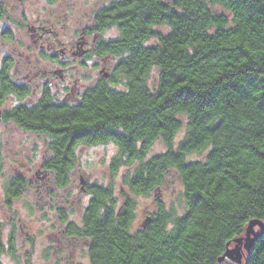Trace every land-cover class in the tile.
Listing matches in <instances>:
<instances>
[{
  "label": "trees",
  "instance_id": "obj_1",
  "mask_svg": "<svg viewBox=\"0 0 264 264\" xmlns=\"http://www.w3.org/2000/svg\"><path fill=\"white\" fill-rule=\"evenodd\" d=\"M92 15V31L117 30L80 58L101 59L96 78L70 99L44 84L26 102L29 86L13 78L12 59L3 57L1 120L47 135L42 166L57 186L69 181L80 143L114 142L111 169H131L124 181L134 194L159 189L169 171L179 176L185 211L174 216L158 199L136 229L125 190L119 202L111 185L81 180L88 201L65 232L86 240L90 264H228L230 241L264 220V0H110ZM6 96L19 100L4 109ZM156 139L165 148L147 157ZM196 152L203 155L192 158ZM24 186L12 176L4 203ZM2 225L0 216V260L15 253ZM259 229L243 264H264Z\"/></svg>",
  "mask_w": 264,
  "mask_h": 264
},
{
  "label": "rangeland",
  "instance_id": "obj_2",
  "mask_svg": "<svg viewBox=\"0 0 264 264\" xmlns=\"http://www.w3.org/2000/svg\"><path fill=\"white\" fill-rule=\"evenodd\" d=\"M108 1L110 0H56L51 3L46 0H2L5 3V14L10 19L4 17L0 25L13 24L15 21L12 22V19L19 21V13L23 11L26 21L30 24L39 21L49 27L51 21L56 34H50L49 39L58 38L68 45L75 36V30H79L84 24H90L95 9ZM212 8L224 11L222 6ZM14 31V42H2L0 55L12 56L14 63L11 73L14 79L26 82L29 77L30 89L34 91L25 97L26 102L38 98L40 88L44 84H47L51 91H55L57 86L76 75L78 82L87 86L98 75L99 70L94 67L100 59L98 56L81 60L68 55L62 64L60 61L53 62L49 53L39 48L26 34V30L15 28ZM116 32L115 27H110L102 34L108 37ZM112 62H108L109 68ZM54 64L66 66L70 74L67 79L62 80L57 71L52 70L57 69ZM17 100V97L6 96L1 107H10ZM182 118L184 119V115ZM184 133L183 126L173 136V143L180 141ZM47 141V135L42 132H24L12 121L0 120V216L6 246L7 238L12 234L15 251L14 254L3 253L0 264H90L86 240L65 232L66 223L69 221L79 224L82 210L88 201L89 194L81 189V180L82 185L91 182L111 185L119 202L123 200L120 191L125 190L134 202L132 229L140 227L145 216L157 208L158 199L174 216L185 211L181 181L174 171L166 173L159 189L139 194L129 191L124 175L131 169L123 164L114 171L111 169L110 162L118 150L114 142L77 144L74 151L76 161L69 172V181L66 185L57 186L51 172L42 166L49 152ZM164 148L162 139H156L147 150L146 156L160 153ZM202 155L203 153L196 152L191 154V157ZM14 175L22 176L25 186L20 196L7 206L4 203V189ZM62 216L65 218L62 219ZM259 228L257 222L247 224L244 231L230 241L224 258L228 264H243L247 255L244 246ZM236 255H240L239 260L235 259Z\"/></svg>",
  "mask_w": 264,
  "mask_h": 264
},
{
  "label": "flooded vegetation",
  "instance_id": "obj_3",
  "mask_svg": "<svg viewBox=\"0 0 264 264\" xmlns=\"http://www.w3.org/2000/svg\"><path fill=\"white\" fill-rule=\"evenodd\" d=\"M54 3V2H51ZM0 11H1V16H0V21L4 17L7 19H10L8 15L5 14L6 9H5V3L0 0ZM20 19L18 20H11L12 22L15 21L13 24H5V25H0V44L2 42H14L15 40V28H20L21 30H26V34L29 35L33 39L35 43L39 46V48H42L43 50L45 49L50 56V59L53 62L58 61L60 59V63L62 64L68 55L71 58H82L86 52H89L91 49L95 47V44L101 38L104 36L102 34L103 32H100L98 30L92 31L89 27L88 24H84V26H81L79 30H75L74 32V38L73 40L68 44L65 45L61 41L56 38L55 40L49 39L50 34H56V31L54 29V24L50 21L49 22V27H47L44 23L37 21L36 23H29L26 21L25 17L26 14H24L23 11L19 13ZM91 17H94L93 15ZM65 18V16H64ZM15 27H14V26ZM43 41V42H41ZM11 57L10 54H4L3 56L0 55V66L2 65V60L3 57ZM14 63V61L12 60ZM107 64V58L103 57L102 58V65L99 64L98 66L101 67V69L104 68V66ZM57 69H52L54 72L57 71L59 74L60 78L63 80L64 78L69 76L68 70H66V66L62 65H56ZM13 66V65H12ZM12 66L9 69V72L11 73ZM64 69V70H63ZM16 79V78H15ZM67 79V78H66ZM17 80V79H16ZM19 81V80H18ZM30 80L29 77H27V81L25 82L26 85L29 86V93L31 91H34V89H30ZM83 88L82 84H80L77 80V76L74 75L73 78H69L66 81L63 82L62 85L57 86L55 90V94L57 95L56 97H65L66 99H70L74 97L80 90ZM59 94V95H58ZM0 120H1V112H0ZM9 121H12L10 119H6ZM16 127L20 126L16 124L14 121H12ZM22 131L27 132L20 128Z\"/></svg>",
  "mask_w": 264,
  "mask_h": 264
},
{
  "label": "water",
  "instance_id": "obj_4",
  "mask_svg": "<svg viewBox=\"0 0 264 264\" xmlns=\"http://www.w3.org/2000/svg\"><path fill=\"white\" fill-rule=\"evenodd\" d=\"M253 222H257V223L259 224L260 228L263 227V225H264V220H259V219H258V221L255 220V221H253ZM253 222H250V223H253ZM250 223H249V224H250ZM252 239H253V236L250 237V239L247 240L248 242H247V243L245 244V246H244L245 249H246V251H248V249L250 248V245H251V243H252V241H251ZM226 253H227V251H226ZM235 259H238V260H239V259H240V255H236Z\"/></svg>",
  "mask_w": 264,
  "mask_h": 264
}]
</instances>
